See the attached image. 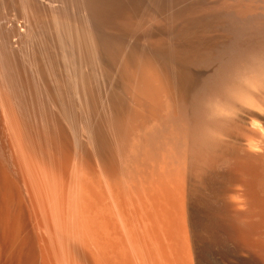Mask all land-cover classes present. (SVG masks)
I'll use <instances>...</instances> for the list:
<instances>
[{
  "label": "bare ground",
  "instance_id": "obj_1",
  "mask_svg": "<svg viewBox=\"0 0 264 264\" xmlns=\"http://www.w3.org/2000/svg\"><path fill=\"white\" fill-rule=\"evenodd\" d=\"M205 239L264 264V0H0V264Z\"/></svg>",
  "mask_w": 264,
  "mask_h": 264
},
{
  "label": "rangeland",
  "instance_id": "obj_2",
  "mask_svg": "<svg viewBox=\"0 0 264 264\" xmlns=\"http://www.w3.org/2000/svg\"><path fill=\"white\" fill-rule=\"evenodd\" d=\"M201 245L203 247L201 252L202 264H238L240 256L237 255L238 252L234 243L224 240H212L211 242V240L205 239Z\"/></svg>",
  "mask_w": 264,
  "mask_h": 264
}]
</instances>
